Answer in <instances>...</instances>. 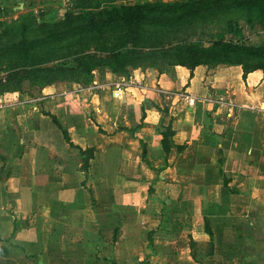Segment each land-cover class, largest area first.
Returning a JSON list of instances; mask_svg holds the SVG:
<instances>
[{
    "label": "crops",
    "instance_id": "crops-1",
    "mask_svg": "<svg viewBox=\"0 0 264 264\" xmlns=\"http://www.w3.org/2000/svg\"><path fill=\"white\" fill-rule=\"evenodd\" d=\"M129 75L134 82L122 83L125 76L97 67L83 82L0 95V264H142L144 255L156 264H180L179 257L196 264L223 224L242 227L238 235L264 248V71L243 77L240 65L227 64L172 66L152 79L144 78L148 72ZM168 123L174 134L166 157L192 155L189 211L171 229H156L161 204L149 203L148 189L159 174L147 161L165 156L159 130ZM106 159L115 162L112 172L101 169ZM114 214L120 221L109 230L105 216ZM154 221L145 250L141 228L136 235L133 226Z\"/></svg>",
    "mask_w": 264,
    "mask_h": 264
},
{
    "label": "rangeland",
    "instance_id": "rangeland-1",
    "mask_svg": "<svg viewBox=\"0 0 264 264\" xmlns=\"http://www.w3.org/2000/svg\"><path fill=\"white\" fill-rule=\"evenodd\" d=\"M76 2V0H0V91H15L3 93H15L27 97L31 96L30 94H36L39 86L51 83L50 85L53 84L58 88L60 85L55 83L63 79L83 82V74L79 68L81 62H95L104 54L114 52L115 48L116 52L124 55L126 59L128 77L125 76V80L120 82L131 84L134 81L129 80V73L135 72L140 75V73L148 72L147 77L144 78L152 79L155 72L169 68L164 65L175 61L173 49L177 46L195 44L207 48L217 41H228L251 47L264 46V31L257 24L259 11L256 8L244 6V0H222L201 6L193 4L195 0H97L93 8L95 12L110 10L121 5L141 3L157 2L166 6L186 4L185 8L174 13L149 14V24L142 25L141 39L130 51L121 48L120 35L116 31L108 26L102 27L99 31L96 27H92L95 26L96 20L85 17L83 14L88 10L75 8ZM20 45L23 46L24 51L15 49ZM234 59L237 58L234 57ZM59 67L63 74H56V77L62 76V79L50 75L46 81L41 78L23 81L19 88L9 79L12 72H21L23 69L55 70ZM112 68L117 71V64ZM119 73L117 71L116 74ZM17 89L23 93L16 92ZM114 163V160L106 159L101 169L105 167L106 173L112 172ZM147 165L150 169L155 165L159 174L153 187L149 186L151 190L148 193L149 203L151 204V201L153 204L162 203L164 210L159 215L158 225L154 221L149 223L146 229L138 224L133 228L136 235L141 228V242H138L145 250H150L152 243L148 246L143 234L145 230L149 234L152 232L150 236L152 237L156 231L153 230L156 225L163 229H171L170 224L174 221L175 224H180L184 216L188 215L189 188L187 184L192 167V155L187 150L183 159L169 155L164 156L160 163L147 161ZM99 197L101 204L98 205V209L105 214L109 212L106 194L105 196L100 194ZM196 197L202 198L200 192H197ZM160 206L162 208V205ZM212 211L213 214L217 212ZM113 216L110 215L109 217L112 218L109 220L105 216L106 224L109 225L106 227H110L109 230L120 221L117 214ZM128 220L133 221V218ZM242 229L241 227L238 230L223 224L220 239L213 241L214 244L211 245L206 256L197 259L195 263L263 264L264 248L259 246L258 239L255 240L252 237L244 240L241 235H238L237 233L243 232ZM108 233L105 234L109 236ZM254 233L261 238L259 228L254 227ZM153 238L155 240V236ZM169 249H167L168 252H170ZM140 258L142 264H156L155 259H149L148 256L144 255ZM167 259H172L169 254ZM178 262L184 263L185 258L179 257Z\"/></svg>",
    "mask_w": 264,
    "mask_h": 264
},
{
    "label": "trees",
    "instance_id": "trees-1",
    "mask_svg": "<svg viewBox=\"0 0 264 264\" xmlns=\"http://www.w3.org/2000/svg\"><path fill=\"white\" fill-rule=\"evenodd\" d=\"M75 8L80 10H88L83 14L85 17L90 19H95V26L97 31H99L102 27L108 26L110 29L116 31L120 36L121 48L130 51L135 43L141 39V27L144 24H149L150 20L148 18L149 14H169L177 12L181 8H185L186 4L182 5H163L157 2L154 3H141V4H132V5H121L117 8H111L110 10H98L95 12L93 10L95 2L97 0H76ZM99 1V0H98ZM222 0H195L193 4L197 6H201L204 4L218 2ZM244 6L250 8H256L259 11L258 17V26L264 31V0H244ZM23 46H16L15 49L22 51ZM120 48V49H121ZM173 60L169 65L165 64V67L172 66H180L184 67L187 70L191 71L196 66H204L208 69L215 68L219 65H227V64H237L241 66L242 76L246 75L249 72L255 70L264 71V46L263 47H251V46H243L236 43H231L228 41H217L210 44L207 48L198 46L195 44L190 45H182L177 46L173 49ZM166 55V54H164ZM236 57L237 59H234ZM117 64V71H119L121 75L127 76V68H126V59L125 56L118 51H115L109 54H104L95 62L84 61L80 64V70L83 76L88 75L93 69L107 68L112 73H117V71L111 69L112 66ZM27 68V67H26ZM116 69V68H115ZM165 69V68H164ZM168 69V68H166ZM163 70V69H162ZM161 71V69H160ZM159 71V72H160ZM13 74L9 75V79L13 81L14 85L17 88L20 87L23 81H30L31 79L41 78L43 81L51 75H55V78L62 79V76L56 77V74H63L61 67L56 68L55 70L50 69H23L21 72H12ZM64 80V79H63ZM60 80V81H63ZM9 81V80H8ZM51 84V83H50ZM47 84V85H50ZM44 85V86H47ZM39 86L36 91L40 90ZM3 92H11V91H0V95L4 94ZM16 92L23 93L20 89H17ZM37 93V92H36ZM32 95V94H30ZM43 116L50 119V121L57 125L56 121L53 117L48 114H42ZM64 133V132H63ZM174 132L171 128L170 123L166 126H161L159 130V146L163 154L166 155L170 149L169 140L173 136ZM175 150L178 152L183 150L182 146H176ZM85 154V158L83 160V169L87 168V161L90 157V150H85L81 152ZM140 161L145 162V151L142 150L139 155ZM223 187L226 188V182L223 180ZM150 188L148 192H150ZM162 208L160 209V214L164 210V205L161 203ZM159 227H157L158 229ZM203 232L208 236L209 239L212 237V232L209 227V223L206 218H203ZM151 234L152 232L146 233V239L148 242V246H151ZM104 261H108L110 264H113L111 260L106 258Z\"/></svg>",
    "mask_w": 264,
    "mask_h": 264
},
{
    "label": "built area",
    "instance_id": "built-area-1",
    "mask_svg": "<svg viewBox=\"0 0 264 264\" xmlns=\"http://www.w3.org/2000/svg\"><path fill=\"white\" fill-rule=\"evenodd\" d=\"M189 104V103H188Z\"/></svg>",
    "mask_w": 264,
    "mask_h": 264
},
{
    "label": "water",
    "instance_id": "water-1",
    "mask_svg": "<svg viewBox=\"0 0 264 264\" xmlns=\"http://www.w3.org/2000/svg\"><path fill=\"white\" fill-rule=\"evenodd\" d=\"M263 106V105H262Z\"/></svg>",
    "mask_w": 264,
    "mask_h": 264
}]
</instances>
